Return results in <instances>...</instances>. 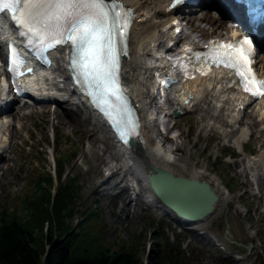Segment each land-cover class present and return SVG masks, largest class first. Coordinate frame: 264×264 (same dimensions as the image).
Masks as SVG:
<instances>
[{"label": "rangeland", "instance_id": "rangeland-1", "mask_svg": "<svg viewBox=\"0 0 264 264\" xmlns=\"http://www.w3.org/2000/svg\"><path fill=\"white\" fill-rule=\"evenodd\" d=\"M204 15L202 11L191 14ZM161 18L162 15H156L154 20ZM196 25L198 32L190 29V25H185L187 37L184 39H193L200 44L203 40L199 35L200 31L215 33L207 21L200 20ZM156 31L167 34L159 29ZM165 46L166 40H163L159 44L158 54L165 58H174L175 53L165 50ZM155 61L151 54L143 57L147 66L153 65ZM172 71L179 81L181 72L176 71L175 67ZM149 83L152 85L153 81L150 79ZM153 93L156 98L149 109V121L154 126L153 146L164 155L170 154L178 162L183 170H176L177 174L189 177L193 169L203 172L206 170L205 179L215 177L222 183L224 195L216 203L215 211L207 221L201 225L178 224L177 219L167 210L157 208L159 201L143 179L141 185L136 182L140 191L137 190L136 194H132L135 190L128 192L132 196L137 195L135 199L130 200L126 192L113 199L112 196L122 190L123 180L119 182L118 177L109 184L105 183V177L97 170L99 162H95L88 154H83L87 144L83 131L87 125L78 117L76 127L68 126L62 116L54 117V109H61L52 103L35 104V113L24 120L7 118L12 124L6 130L5 136L11 140L9 138L10 143L5 146L7 151L2 154L5 163H0L3 166L0 168V210L19 211L22 199L31 194L38 173L41 170L53 171V158L69 153L71 161H61L60 170L62 181L74 178V186L80 198L79 211H83L96 200L103 222V234L111 243L124 245L132 236L140 235L135 264H152L149 258L153 257L151 251L155 250L154 238L160 235L165 237L166 241L163 243H166L171 254L179 255L186 264H262L264 189L256 185L255 179L263 170L260 167L255 168L250 176L252 182L246 183V179L239 175L240 163L244 159V164H247L249 160L239 147L231 146V139L238 134L239 129L254 131L259 128H253L247 123V126L238 125V129L229 135H221L217 130L206 126L208 119L204 123L200 122L196 111L181 113L179 118H168L161 109L162 106L167 110L170 108L168 101L159 99L156 88ZM167 96L174 98L171 92ZM43 105L47 106V113L42 112ZM61 108L70 109L73 106L61 104ZM173 108L180 110L178 106ZM224 127L227 128L226 123ZM56 138L59 143H56ZM248 139L243 148L255 157L264 146L254 136ZM99 168L105 169L104 166ZM116 182L118 184L114 186ZM148 201L151 203L147 204ZM74 219L72 225L79 216L76 214ZM147 219H151L154 224H148ZM46 226L45 224L43 230L36 231L35 234L43 237L47 232ZM162 237L161 240H164ZM249 243L252 244L251 247L247 246Z\"/></svg>", "mask_w": 264, "mask_h": 264}, {"label": "bare ground", "instance_id": "bare-ground-1", "mask_svg": "<svg viewBox=\"0 0 264 264\" xmlns=\"http://www.w3.org/2000/svg\"><path fill=\"white\" fill-rule=\"evenodd\" d=\"M122 1L133 8L136 13V17L130 33V53L128 59L124 63L122 75L123 80L129 92L131 93V96L136 106L138 107L142 118L141 134L139 138L135 140V148L141 147L143 155L141 156L135 153L133 148L130 150H121L119 148H116L113 139L110 137L108 131L103 126L101 120L94 118L92 121L87 113L79 107L71 110L73 111V114H71L70 111L66 109H61L60 111L54 109L52 114L56 118L58 116H62V119L65 118V124L70 127H76L78 117H81L83 119V123L87 125V128L83 131V135H85V139L87 140V144L84 147L83 154H88V156L94 159L95 162H99L100 166L105 167V169L103 170L102 168H99L100 166H98L97 168L100 175L105 177V183H107L111 179H118V177L120 178L119 182L122 180L124 181L127 176L129 178H135L139 180L137 175H135V172H137L138 170L142 171L144 176L147 177L149 174V171L147 170V164L149 163L156 168L167 170L174 176L180 175L185 178L203 180L207 182L211 185L214 192L218 195V200H220L221 196L224 195V192L222 191L221 187L222 183L217 178L210 177L205 179L206 170H204L203 172L202 170L193 169L189 177L184 176L180 173L177 174L175 171H182L183 168L178 164L177 161H174V158L171 157L170 154H162L152 144V130L154 126L148 120L147 114L155 98L151 90L149 89V75H151V68L143 62L142 58L152 51H157V48H159V44L165 38L166 41L173 39L171 32L167 36H164L162 33L159 34V32L156 31L157 29L160 30L161 28H169L171 30V27H169V25L171 20L174 19L173 13L167 12L165 9L169 0ZM216 5L221 9H229L225 7L222 2L220 3L216 1ZM156 15H162V18L158 21H155L154 18ZM185 20L187 24H189L190 27L194 30L197 29L196 22L200 20L211 23V29L215 33H218V29L221 28V24L215 17L208 18L204 16H194L188 18L185 17ZM222 28L226 30L225 27L222 26ZM9 37H12V31L4 22L2 23V29L0 32V42L1 40ZM188 42V44L190 45L191 43H195L193 39H190ZM178 47L179 46L177 45V42H175L173 46L165 47V50L168 49L176 54L177 50L182 51V49H180L182 47ZM1 49L2 45L0 43V58ZM60 53L61 52H55V64H53L52 68L50 69L51 71L46 73V76L48 77L46 79H52L53 83L44 81L43 77H41L40 75L35 77L33 81H27L28 89H30V94L34 98H36L39 103H45L44 101L50 102V99H52L54 103L57 104H74L71 98L72 95L70 93V90L67 87V82H65L68 78H65L63 75L65 68V57L64 54L61 55ZM176 57H178L177 61L182 65L181 68H184L183 70L185 71H189V74L192 73L190 65L187 64L188 62L180 59L177 54L174 59ZM158 60L161 63L165 62V58L162 57H160ZM259 63V70L263 71L264 61L262 55L260 56ZM208 75L209 76L207 78L198 77L193 81H185V83L183 84L176 85L172 89L174 98H168L169 105L172 106L173 104H175V106H178L183 112L196 111L199 116L200 122L204 123V121L208 119L209 123L206 124V126L210 127L211 129L217 130L221 135L231 134L236 131L238 129V123L243 126H247V123H249L253 128H256L257 126V128L259 129H255L254 131H248L244 128L239 129V133L235 135L234 138H232V142L238 147L239 145H243V142H245V140L247 139L246 136L251 139L254 136L255 139L259 140L261 145L264 146V101L255 104V107L250 112V114L240 118V110L235 111L234 108L235 106L240 104L245 105V102L241 98L237 87L235 86V84H233L230 72L227 70H217L213 72L211 71ZM50 85L57 86V89L50 88ZM1 86L2 85L0 83V150L1 148H5V146L3 145L5 142L2 141L4 130H8V127H10L12 124L11 120H3V118L10 117L12 118V120L17 118L24 120L27 118V116L34 114L37 110V107L31 105H28L27 107L4 108V105H6L9 100L7 97H4V94L1 91ZM187 95L192 96L190 99V102L192 103L191 107L183 103L184 98ZM21 100L22 102L24 101V99ZM17 102H19V100H17ZM42 109V112H48L47 106L43 105ZM228 110L229 112H226ZM256 116H258L257 119L255 118ZM225 123H227L230 131H228L226 127H224ZM171 143L172 145L175 144L173 142ZM175 148L176 146L174 147V149ZM1 156L2 155L0 153V163H5L4 158H2ZM126 156L130 160V163L128 164L125 161L127 160ZM243 160L240 163L241 166L239 175L243 176L244 179H246V183H248L249 177L253 170L260 167L263 172L257 175L255 182L257 186L264 189V149H262L255 157L249 159L252 164H244ZM126 164L128 166L130 165L128 169H126ZM2 167L3 166L0 165V168ZM235 173L236 172H234V174ZM137 183L138 185H141V181H137ZM157 208L168 210L162 205ZM205 221H200L197 223L183 222V224L201 225Z\"/></svg>", "mask_w": 264, "mask_h": 264}, {"label": "trees", "instance_id": "trees-1", "mask_svg": "<svg viewBox=\"0 0 264 264\" xmlns=\"http://www.w3.org/2000/svg\"><path fill=\"white\" fill-rule=\"evenodd\" d=\"M68 154L57 159L58 180L61 158L69 162ZM74 185V179L67 178L52 193L53 178L41 170L19 211L0 210V264H135L140 235L124 245L106 240L100 212L93 203L79 211L80 198ZM76 214L79 219L72 225ZM45 224L46 234H35ZM148 224L153 221L148 220ZM153 248L152 264H186L179 255L171 254L160 236L154 238ZM261 262L264 264V258Z\"/></svg>", "mask_w": 264, "mask_h": 264}, {"label": "snow or ice", "instance_id": "snow-or-ice-1", "mask_svg": "<svg viewBox=\"0 0 264 264\" xmlns=\"http://www.w3.org/2000/svg\"><path fill=\"white\" fill-rule=\"evenodd\" d=\"M107 8L105 0H0V13H11L13 19L27 25L38 37L51 38L54 44L70 43L80 57L83 74L95 81L103 97H112L118 102L122 94L114 76L113 34L117 28L126 27V21L121 22L119 12L113 11L110 15ZM53 24L55 30L50 31ZM221 47L226 50V59L221 62L236 69L244 90L254 96H264V80H258L251 69V41L244 37L235 45ZM104 103L113 108L107 99Z\"/></svg>", "mask_w": 264, "mask_h": 264}, {"label": "water", "instance_id": "water-1", "mask_svg": "<svg viewBox=\"0 0 264 264\" xmlns=\"http://www.w3.org/2000/svg\"><path fill=\"white\" fill-rule=\"evenodd\" d=\"M132 145L135 144L132 142ZM147 169L151 189L177 216L199 222L213 214L218 195L210 184L203 180L174 176L149 163Z\"/></svg>", "mask_w": 264, "mask_h": 264}]
</instances>
